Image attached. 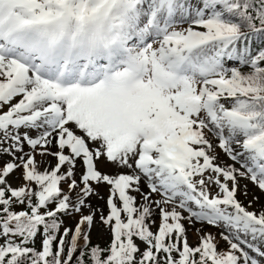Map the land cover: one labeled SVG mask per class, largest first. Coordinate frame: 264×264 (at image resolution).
Here are the masks:
<instances>
[{"label":"snow or ice","instance_id":"obj_1","mask_svg":"<svg viewBox=\"0 0 264 264\" xmlns=\"http://www.w3.org/2000/svg\"><path fill=\"white\" fill-rule=\"evenodd\" d=\"M0 157V264H264V0H0Z\"/></svg>","mask_w":264,"mask_h":264},{"label":"rangeland","instance_id":"obj_2","mask_svg":"<svg viewBox=\"0 0 264 264\" xmlns=\"http://www.w3.org/2000/svg\"><path fill=\"white\" fill-rule=\"evenodd\" d=\"M216 151L219 154L220 161H223L225 163L231 162L227 158V156L222 153V151L219 148H217ZM6 159H8V157H0V163H2ZM36 160L37 161L43 160L46 162H51L52 164L55 163L54 158L51 156L41 157V156L37 155ZM39 166L42 169L44 165H43V163H41ZM103 167L106 171H109V172L113 171V169L110 166L105 165ZM20 171H21L20 169H17L8 177L10 183L13 186H16L18 183H22V181H20L18 179L19 175H20ZM81 171H82V168H81L80 163L78 161L77 167H76L77 177ZM141 184H142L141 187H144V183L141 182ZM239 184L240 185L247 184V190H248V194L244 195L241 188L238 187L236 197L238 200L241 201L242 204H244L246 207H249L250 210H256V211H259L260 208L264 207V192H261L252 182L245 180V179H240ZM61 187L66 188V184L62 183ZM98 190L102 195H105V196L107 195V186L106 185H101ZM215 190H216L215 186H213L211 188V191H215ZM133 194L137 195V201L136 202L139 203L138 194H136V193H133ZM254 195L257 197V199H255V200L253 199ZM90 199L94 205L100 204L103 206V204H104V201L98 200L96 196H92V197H90ZM249 200L252 201V204L250 206L248 204ZM154 218L157 219V221H158V216L154 217ZM65 219H66V223H67V218H65ZM184 223H185L186 227L188 228V232H187L188 241L191 245H195L196 243H198V234L193 230L192 227H189L187 225V221H184ZM197 226H199V225H197ZM152 227H153V230H155L156 225H153ZM202 227L204 230H207L216 236V239L219 241L218 250L219 249H227V247H228L227 243L224 242L219 237L218 233H219L220 229L209 226L207 224H203ZM90 236H91V238H97V239L101 240L102 242H106V241L110 240V234H109L108 230L104 226L100 225L97 222H94ZM38 244H39V237H37V245ZM141 246H143V245H141Z\"/></svg>","mask_w":264,"mask_h":264},{"label":"trees","instance_id":"obj_3","mask_svg":"<svg viewBox=\"0 0 264 264\" xmlns=\"http://www.w3.org/2000/svg\"><path fill=\"white\" fill-rule=\"evenodd\" d=\"M21 207H23L22 205H14V208H16V209H19V208H21ZM91 243H93V244H99L101 247H104L105 245H103V244H100L99 242H97V241H91Z\"/></svg>","mask_w":264,"mask_h":264},{"label":"bare ground","instance_id":"obj_4","mask_svg":"<svg viewBox=\"0 0 264 264\" xmlns=\"http://www.w3.org/2000/svg\"><path fill=\"white\" fill-rule=\"evenodd\" d=\"M141 182H143V181H141ZM141 186H142V184H141ZM143 188V187H142Z\"/></svg>","mask_w":264,"mask_h":264}]
</instances>
